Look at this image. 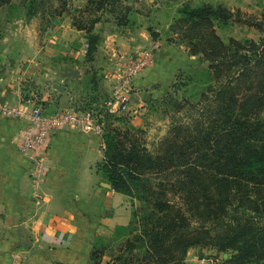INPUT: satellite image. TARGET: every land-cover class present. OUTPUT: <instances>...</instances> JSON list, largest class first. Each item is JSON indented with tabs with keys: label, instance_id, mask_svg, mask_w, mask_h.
Returning <instances> with one entry per match:
<instances>
[{
	"label": "trees",
	"instance_id": "obj_1",
	"mask_svg": "<svg viewBox=\"0 0 264 264\" xmlns=\"http://www.w3.org/2000/svg\"><path fill=\"white\" fill-rule=\"evenodd\" d=\"M17 2L28 19L49 24L70 17L85 32L92 61L102 41L96 26L119 13L121 0H0V9ZM236 12L188 0L173 17L169 30L177 37L168 40L209 64L202 99L188 101L194 121L172 120L149 146L143 129L105 113L109 123L97 172L139 202L129 236L108 264H186L189 250L198 247L229 253L219 264H264V34L225 41L218 33L232 20L264 32V11ZM104 255L95 249L93 264H102Z\"/></svg>",
	"mask_w": 264,
	"mask_h": 264
},
{
	"label": "crops",
	"instance_id": "obj_2",
	"mask_svg": "<svg viewBox=\"0 0 264 264\" xmlns=\"http://www.w3.org/2000/svg\"><path fill=\"white\" fill-rule=\"evenodd\" d=\"M150 1L168 7L162 23L168 29L183 0ZM11 7L0 9V107L17 104L26 95L37 96L46 111L103 106L118 88L127 57L159 40L153 64L135 77L122 113L146 129L144 117L152 103L168 93L180 70L197 66V56L185 45L165 39L158 28H153L154 38V17H143L139 9L128 8L136 16L123 9L116 16L108 14L97 24L102 41L88 61L86 34L70 17L53 20L44 29L40 19H28L25 12L10 16ZM23 126L20 119L0 113V264H93L95 249L105 251L102 264H108L129 236L139 202L115 191L98 174L103 131L81 126L55 133L48 171L37 180L35 163L19 148Z\"/></svg>",
	"mask_w": 264,
	"mask_h": 264
},
{
	"label": "rangeland",
	"instance_id": "obj_3",
	"mask_svg": "<svg viewBox=\"0 0 264 264\" xmlns=\"http://www.w3.org/2000/svg\"><path fill=\"white\" fill-rule=\"evenodd\" d=\"M188 0H183V2ZM195 4H199L201 2L213 3L215 5L224 4L227 7L231 8L236 16L237 9H241L245 13H252L260 15L264 11V0H193ZM181 3V4H182ZM19 2L14 4L10 8V16H19L23 14V9L18 5ZM122 7H121V5ZM158 2L154 4V2L150 0H121L119 4V9L123 12H127L131 14L128 10L129 7H132L134 11L135 9L142 10V16H153V28L160 29L164 35L165 39H169L171 35L173 37H177L176 35L170 33V26L168 29L163 26L167 20V16L165 11L168 10V7H165L164 4ZM180 4V5H181ZM179 5V6H180ZM164 8V9H163ZM120 12V11H119ZM114 14H117L116 12ZM147 14V15H146ZM169 14V13H168ZM167 14V15H168ZM132 16L135 14L132 13ZM136 16V15H135ZM42 22V26L44 29L50 26L46 24V18L37 17ZM246 19L245 16L242 18ZM173 21V20H172ZM171 21V23H172ZM171 25V24H170ZM46 27V28H45ZM218 33L225 40L228 41L230 38H236L238 40H243L246 38L259 39L264 32H261L253 27L248 26L245 23H238L237 21H230L227 25H221L218 27ZM184 45V44H183ZM187 48V47H186ZM188 50V48H187ZM189 52V51H188ZM195 56V55H194ZM200 56H197L196 65L197 66H189L182 70L177 75L175 82L170 87V94L163 95L161 98H157L154 103L149 107L150 113L144 117V122L148 126L144 130V137L148 143V145H153V143L158 142L162 139V137L166 134L167 130L170 129L172 120H186V121H194L193 117H189V112H194L190 110V103L198 104L199 100L202 99V92L206 91V81L207 76L203 73L209 66L208 62L203 61ZM198 63V64H197ZM210 96V94H208ZM167 99V100H166ZM185 103V104H184ZM104 104V103H103ZM188 104V105H186ZM90 110H95L96 115L99 117L100 124L104 128V125L108 124L109 121H106V112H110L106 109V107L98 105L92 106L89 108ZM199 113V112H198ZM119 116L126 117L129 120V124L133 125L130 119L122 115V113L117 114ZM191 118V119H190ZM136 127V126H134ZM137 128V127H136ZM138 129H142L141 127ZM164 130L165 133L161 134V131ZM239 211H230V215H236L240 213ZM190 253V252H189ZM191 257L193 262L191 264H219L220 261L226 259V257H230L229 253H219L213 248L210 247H198L194 248L193 252H191ZM223 258V259H222ZM188 264V263H186Z\"/></svg>",
	"mask_w": 264,
	"mask_h": 264
},
{
	"label": "built area",
	"instance_id": "obj_4",
	"mask_svg": "<svg viewBox=\"0 0 264 264\" xmlns=\"http://www.w3.org/2000/svg\"><path fill=\"white\" fill-rule=\"evenodd\" d=\"M160 46V41L156 40L151 47L144 49L141 53L127 57L118 77V88L104 101V107L107 110L116 114L127 111L126 93L132 90L135 77L153 64L154 53ZM116 104L118 107L116 111H113L112 108ZM0 113L5 117L23 121L19 148L25 157L35 163L37 180H42L48 171L46 158L55 133L81 126L94 127L98 131H103L95 110L66 107L58 111H46L39 102V98L34 95L24 96L17 104L3 105L0 107Z\"/></svg>",
	"mask_w": 264,
	"mask_h": 264
},
{
	"label": "water",
	"instance_id": "obj_5",
	"mask_svg": "<svg viewBox=\"0 0 264 264\" xmlns=\"http://www.w3.org/2000/svg\"><path fill=\"white\" fill-rule=\"evenodd\" d=\"M55 87H56L57 89L61 90V91H65V87H63V86H60V85H58V84H55ZM164 133H165V131L162 130V131H161V134H164Z\"/></svg>",
	"mask_w": 264,
	"mask_h": 264
}]
</instances>
